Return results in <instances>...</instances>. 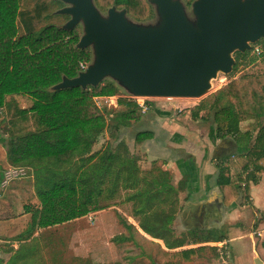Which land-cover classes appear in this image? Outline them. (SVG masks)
<instances>
[{
    "label": "trees",
    "instance_id": "obj_1",
    "mask_svg": "<svg viewBox=\"0 0 264 264\" xmlns=\"http://www.w3.org/2000/svg\"><path fill=\"white\" fill-rule=\"evenodd\" d=\"M24 1L0 0V113L5 111L8 117V165L30 167L35 176L46 173L36 187L40 206L31 215L28 234L104 210L118 201L117 196L124 191L133 193L128 194L126 202L132 203L134 215L141 220L139 229L150 238L161 240L166 249L222 241V236L194 229L189 232V239L181 242L172 235L175 213L161 215L152 209L162 190L149 194L150 190L129 184L141 159V148L152 134L138 132L134 153L129 151L120 139L121 130L142 120L140 107L132 99L118 97L117 104L125 111L113 113L106 107L98 108L94 102L96 97L117 95L113 82L85 90H50L64 77L75 78L82 70L80 64H88L92 53L89 48L76 47L80 38L77 28L66 31L53 24L41 26L49 20L45 9L51 1L36 0L32 10H23ZM184 1L187 5L193 2ZM94 3L100 12L111 7L125 9L137 22L150 20L154 15L149 0ZM244 58L245 55L236 54L234 69ZM14 95L29 96L33 100L31 107L21 109L12 98L7 99ZM204 111L211 112L217 135L224 139L223 135L229 134L239 146L248 148L246 153L218 159L216 187L225 206L240 197V207H249L250 184H256L258 174L264 171V75L245 74L229 81L213 98H205L191 108L192 117L197 119ZM246 121L251 124L242 132L239 124ZM105 132L109 137L107 144L94 152V145ZM117 164L126 168L119 170ZM52 166L56 170L50 169ZM190 182L186 178L185 186L190 187ZM165 187L163 182L160 189ZM205 249L181 250L177 255L187 261L190 255Z\"/></svg>",
    "mask_w": 264,
    "mask_h": 264
},
{
    "label": "rangeland",
    "instance_id": "obj_2",
    "mask_svg": "<svg viewBox=\"0 0 264 264\" xmlns=\"http://www.w3.org/2000/svg\"><path fill=\"white\" fill-rule=\"evenodd\" d=\"M36 0L24 1L23 10H32L36 5ZM51 1L48 4L46 12L48 19L42 22L41 26L53 24L63 26L69 16L59 15L56 12L67 7L66 4L59 1ZM182 3L184 12L189 21L193 22L194 17L191 12V4L187 5L184 0H175ZM154 15L150 20L137 22L130 16H126L128 21L136 26L143 28H154L159 26L161 19L153 8ZM103 17H106V12H101ZM41 26H38L40 28ZM80 36L83 32L81 24L76 27ZM251 48L244 53L242 63L237 69L233 66L232 72L229 75L218 73L217 77L211 80V89L208 90L200 98H147V101L154 111V114L161 118L176 119V122L181 123V129L185 133L186 138H190V142L194 144L207 146L212 139H222L216 133V126L212 121L211 112H201L197 119H194L191 114V108L196 106L205 98H213L215 92L223 88L229 81L237 78L240 75H264V43L259 41L255 45H250ZM259 46L263 53L261 56H255L252 49ZM232 54V58L236 64V54ZM89 64V63H88ZM104 82H113L106 79ZM117 96L132 99L133 97L124 91L123 88L117 85ZM20 107H29L33 103L32 99L18 98ZM223 104V102L221 103ZM175 106H179L175 110ZM118 112L124 110L123 107L118 109ZM165 113H169L165 116ZM108 120V118H106ZM8 117L6 113H0V264H7L9 257L15 256L20 252H25L24 248H34L35 246L44 247V256L41 260H34L32 254L25 258L20 264H155L156 257L160 251L157 249V244L153 240L147 239L142 235L139 229L140 218L134 215L133 205L126 202L128 194L124 191L117 196L118 203H121L122 208L104 210L91 213L90 216H85L77 221L66 223L65 225H57L49 229L41 231L39 234L43 237L41 242L21 244L20 241L29 240L34 234H28L31 215L39 208V202L36 197V187L41 183L46 176L45 172H39L35 176L32 172L25 171L23 173H10L13 169L7 164V140L10 131L7 125ZM251 121H246L239 124L242 132L248 129ZM194 134H193V133ZM179 134V133H178ZM180 136V134L178 135ZM182 137V136H180ZM177 138V137H176ZM224 139L232 140L229 134L223 135ZM177 143L178 140L174 139ZM194 140V141H193ZM123 141V140H122ZM124 142V141H123ZM206 142V143H205ZM142 146L140 155L141 159L136 164L130 180V185L140 190H150L149 194L157 190H162V196L153 204V210L158 214L175 213L172 217L175 221L171 222V230L173 236L181 242L189 239L190 230H186L184 223L181 220V212L186 206L187 200L191 197L188 192V186L184 184L186 178L182 177L177 181L174 168L169 165V160L166 156L157 151L155 156L151 152L144 151ZM208 150V149H207ZM134 153V150L131 151ZM218 152L212 151L211 161L214 165L218 162ZM175 159L183 160L188 156L183 150L174 153ZM176 161V162H178ZM120 164V163H118ZM119 170L126 168L118 166ZM56 170L53 166L50 168ZM9 177H7V174ZM130 177V178H131ZM165 182V188L160 189L161 184ZM184 186V189L182 188ZM193 189V187H191ZM102 204H107L102 200ZM106 206V205H105ZM107 207V206H106ZM111 207V206H110ZM150 209V208H149ZM152 222V221H151ZM150 222V223H151ZM18 242V244H15ZM17 249V250H16ZM16 250V251H15ZM10 257V258H11ZM176 264H180L176 261Z\"/></svg>",
    "mask_w": 264,
    "mask_h": 264
},
{
    "label": "water",
    "instance_id": "obj_3",
    "mask_svg": "<svg viewBox=\"0 0 264 264\" xmlns=\"http://www.w3.org/2000/svg\"><path fill=\"white\" fill-rule=\"evenodd\" d=\"M53 1L67 5L56 12L69 16L62 29L82 25L76 47L89 48L92 58L51 91L97 88L110 79L132 97L200 98L218 73L232 72L233 53L264 43V0H193V22L179 1L149 0L161 19L154 28L131 24L125 9L111 7L103 17L94 0Z\"/></svg>",
    "mask_w": 264,
    "mask_h": 264
},
{
    "label": "crops",
    "instance_id": "obj_4",
    "mask_svg": "<svg viewBox=\"0 0 264 264\" xmlns=\"http://www.w3.org/2000/svg\"><path fill=\"white\" fill-rule=\"evenodd\" d=\"M63 26L58 27L62 28ZM10 98L21 109H27L32 105L31 103L29 107L22 108L18 103V98L31 99L29 96L14 95L7 97V99ZM117 98V95L96 97L94 102L100 109L106 107L107 110L113 113L124 112L125 110L118 112L120 106L117 104ZM178 108L179 106H175V110ZM168 115L169 113H165V116ZM181 126L183 125L176 122V119L161 118L154 114L153 110H149L146 114H143L141 121L123 128L120 139L124 141L131 152L134 150V138L138 132L151 133L152 137L146 140L143 145L144 151L151 152L152 156H155L154 154L157 151L158 153H163L169 160V165L176 171L177 181L182 179V177L191 179L190 187H188L191 197L187 200V204L180 216L186 230H205L217 236H222L223 240L220 242L187 245L183 248L169 250L164 247L161 240L152 239L141 232L147 239L158 243L157 249L160 254L156 257L157 261L155 264H176V261H179L180 264H264V171L258 174V182L256 184H250L249 207H240V197L230 206H225L221 193L216 187L217 168L211 161V158H213L212 151L220 154L218 158H227L238 153H246L248 148L239 146L235 141L227 139H212L207 146L202 144L198 146V144H194L196 143L194 140V142H190V138L185 137L188 134L185 135ZM178 133L182 137L178 136ZM108 138L106 132L101 135L94 145L93 151L96 152L103 149L107 144ZM174 139H180L179 143ZM181 150L187 154L188 158L178 161L180 158L175 159L173 155ZM29 168L11 167L13 169L12 172L32 171ZM109 208L117 210L122 208V205L115 201ZM90 215L92 214H88V216ZM77 220L79 219L74 221ZM74 221H70V223ZM43 230L46 229H38L29 240L20 241V243L34 244L36 241L41 242L43 237L39 233ZM15 244H18V242H15ZM219 246H224L228 249L229 257L227 259L219 255L217 248ZM199 247H205L206 249L202 252H196L195 255H190L187 261L177 255L181 250ZM24 250L25 252H20L16 256L15 253L13 254L14 256H10L11 258L9 257L7 264H20L30 254H32L31 257L34 260H41L45 252L43 251L44 247L38 248L35 245L34 248H24Z\"/></svg>",
    "mask_w": 264,
    "mask_h": 264
},
{
    "label": "built area",
    "instance_id": "obj_5",
    "mask_svg": "<svg viewBox=\"0 0 264 264\" xmlns=\"http://www.w3.org/2000/svg\"><path fill=\"white\" fill-rule=\"evenodd\" d=\"M252 53L255 55V56H261L263 51L262 49L259 47V46H255L253 49H252ZM88 64H80V67H81V71H83L86 67H87ZM132 100L140 107V109L142 110V113L143 114H146L149 110L152 109L151 105L146 102L147 101V98H141V97H133ZM97 105V104H96ZM98 108H100L98 105H97ZM10 173H23V172H10ZM7 174V177H9V174ZM218 250H219V255L221 257H224V258H228L229 257V251L226 247L224 246H219L217 247Z\"/></svg>",
    "mask_w": 264,
    "mask_h": 264
}]
</instances>
